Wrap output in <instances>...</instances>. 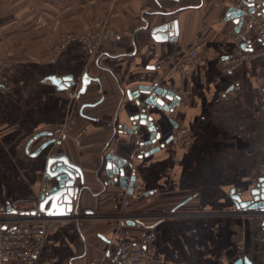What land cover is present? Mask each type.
Listing matches in <instances>:
<instances>
[{"label": "crops", "instance_id": "obj_1", "mask_svg": "<svg viewBox=\"0 0 264 264\" xmlns=\"http://www.w3.org/2000/svg\"><path fill=\"white\" fill-rule=\"evenodd\" d=\"M240 1L0 0V23L23 24L22 47L0 33V55H21L10 60L17 68H2L0 78V208L39 201L44 183L56 184L45 178L46 159L66 154L84 174L76 210L92 217L51 224L37 264H87L113 247L118 221L110 216L119 212L127 190L104 185V158L110 152L127 162L126 174L135 172L146 193L155 194L151 200H131L128 211L187 214L129 224L137 242L147 226L156 231V253L142 264H236L239 255L264 264V213L238 207L235 198L251 201L255 181L264 178V54L238 60L231 70L226 62L236 50L233 35L239 28L228 13ZM173 21L176 40L153 38L155 26ZM101 30L111 34L96 47L72 41L58 51L65 33L84 38ZM196 42H202L200 62L176 70ZM251 45L258 49L264 41ZM48 54H57L54 63L40 66L36 56ZM66 75L73 77L67 88L51 80ZM84 75L90 81L80 92ZM33 85V95H24ZM134 85L183 87L190 91L189 104L170 111L151 107L148 115L160 128L156 136L147 124L128 132L125 126L134 128L132 117L141 110L138 102L148 96L129 98ZM14 86H23V96L1 95ZM156 96L168 106L174 99ZM67 120V133H53ZM172 121L189 128L190 147L170 143ZM138 133L159 149L136 155Z\"/></svg>", "mask_w": 264, "mask_h": 264}, {"label": "built area", "instance_id": "obj_2", "mask_svg": "<svg viewBox=\"0 0 264 264\" xmlns=\"http://www.w3.org/2000/svg\"><path fill=\"white\" fill-rule=\"evenodd\" d=\"M236 7L245 10L246 13L242 16L243 22L241 26L233 35L237 47L233 55L226 60L229 64L227 66L228 70H231L234 67V63L238 60L264 54V45L260 49L250 46L253 40L264 41V14L256 11L249 12L248 7L242 1ZM110 34L101 30L98 33L85 36L84 39L89 37L90 45L96 47L108 39ZM76 38L75 35H70L66 38V41ZM201 45L202 42H196L191 45L176 62V70L182 72L199 63L202 58ZM162 88L177 96L182 105L187 104L190 100V91L188 89L183 87ZM57 131H63L62 127L58 128ZM183 133L187 132L184 130ZM141 135V133L137 134L134 147L136 155H144L152 149V142H143ZM178 139L173 135L170 142H176ZM186 139L182 138L183 141H186ZM132 176L134 177L132 194L126 193V196L121 201L118 214L114 215L118 221V226L115 229L113 247L108 249L102 257L89 260L87 264H142L143 260L151 256L155 250L156 231L152 226L146 227L138 242L131 237L129 224L131 222H143L148 217L141 213L129 212L127 208L130 205V201L138 198L151 200L155 197L154 193H146L141 188L135 172L130 175V177ZM24 202V204L20 202L11 204L8 202L4 207L0 208V264H37L44 246L48 227L59 219H65L48 216L41 212L38 209V200ZM88 214H81L78 211L70 217L80 221L81 216L87 217ZM154 216H156L157 220L165 218L161 215L158 216V214H154Z\"/></svg>", "mask_w": 264, "mask_h": 264}, {"label": "water", "instance_id": "obj_3", "mask_svg": "<svg viewBox=\"0 0 264 264\" xmlns=\"http://www.w3.org/2000/svg\"><path fill=\"white\" fill-rule=\"evenodd\" d=\"M244 4L248 7L249 12H259L264 14V0H242ZM246 13L245 10L231 7L229 10V15L236 18V22L239 27L243 22V15ZM239 29V28H238ZM237 29V30H238ZM152 36L157 41L165 40H176L178 35V24L177 21L163 23L155 26L152 30ZM87 75V74H86ZM84 75L83 86L80 92L86 90V86L90 81L88 76ZM51 80L58 86V88H67L73 83V77L71 75H66L63 77H51ZM264 90V87H263ZM148 95L143 102H138L141 110L138 114L132 117L134 128L130 129L125 126L126 131L132 132L138 127L139 124L149 125L150 130L153 131V136H156V132H159L158 125L154 121V118L148 115V110L151 107L164 108L166 110H173L174 107L180 103L179 98L172 94V92L163 89L162 87H152L148 85H134L130 87L127 91L129 98L133 99L138 97L140 94ZM156 94H163L169 97H174L173 102L168 106L165 104L164 100L156 96ZM174 127L178 124L172 121ZM49 134L48 132H44ZM41 134H38V137ZM173 134L171 135V137ZM171 140V138H170ZM54 140H48L42 146L34 152L32 155H37L41 149L50 145ZM150 142V141H149ZM159 148H154L150 152H155ZM149 153V152H147ZM127 162L120 159L112 152L108 153L104 158L105 171H103V177H107L106 184H115L127 190L128 193L132 194V187L134 177H130L126 174L124 166ZM45 178L48 180L55 179L56 184L48 188V182L44 183V193L41 195L38 209L48 216L66 218L72 216L73 213H77L76 205H74L75 200H77L80 193V186L84 182L83 170L76 162H72L66 154H52L46 159L45 165ZM251 194L253 198L251 201L242 202L239 196L235 198L239 201L238 207L250 208L251 210H259L264 213V178H260L256 181L255 187L251 189ZM264 229V220L262 222ZM247 258L242 259L241 255L237 260L236 264H250Z\"/></svg>", "mask_w": 264, "mask_h": 264}, {"label": "rangeland", "instance_id": "obj_4", "mask_svg": "<svg viewBox=\"0 0 264 264\" xmlns=\"http://www.w3.org/2000/svg\"><path fill=\"white\" fill-rule=\"evenodd\" d=\"M22 25H23L22 23H0L1 37L3 35V36H5L4 37L5 38L4 41H8L9 43L10 42H14L16 47H22V45H23L22 44V42H23V39H22ZM74 34L75 33H65V34L62 35V37L58 40V51L61 50V49L66 48L68 46V44L70 42H72V41L80 42L81 44H84V45H86L87 47L90 48V39H88L89 37L87 39L76 38V39H72L70 41H66V38L68 36L74 35ZM88 35H90V32H89V34H87V36ZM31 41H32V43H34V45L37 48H39L40 44H39L38 40L35 39V40H31ZM33 41H35V42H33ZM20 56L21 55L17 56V54H12V53L0 55V78H1L2 75H5V71L2 70V68L7 67L8 65H9L8 67L10 69L17 68L18 65L16 63L13 64V61H10V60L15 59L16 62H17V60H18V58ZM56 56H57V54L39 55V56H36V59H37V62L40 64V66H44V65L53 64ZM19 75H20V73H19ZM24 90L25 89H23V86H14V87H11L8 92L4 91V93H3V91H2L1 95L4 98L6 96H12V95L15 96V97H19V96H23L24 92H22V91H24ZM34 90H35V85H33L30 88H28L25 91L24 95H28L29 93H32V95H33V91ZM34 95H35V93H34ZM188 104H189V102L187 104H185V105H188ZM32 105H37V104H32ZM33 110L37 112L38 108L35 107V108H33ZM51 127H53V126H51ZM60 127H62V129H63V131H61V133H63V132L67 133L69 131V129L71 128L70 121L67 120V121L64 122V124H61V125L59 124L55 128L53 127V133L60 134V131L59 132L57 131V129L60 128ZM47 129H49V128H47ZM184 130L187 133L184 134L183 133ZM172 134L175 137L179 138L178 141H176V142L175 141H171L170 142L175 148H187V147L191 146V134H190L189 128L186 127L185 125L183 126L182 124H180L179 127H177V126L174 127L173 131H172ZM182 138H187V139H186V141H183ZM25 139L26 138H23L22 141L20 140V142L17 143V146L18 147H22L23 144H24ZM57 146H60V145L59 144L54 145V148H56ZM52 147H53V145H52ZM20 203L24 204L25 202L24 201H22V202L20 201ZM129 212H132V211H129ZM135 213H137V212H135ZM117 214H118V211H117ZM141 214L145 215L146 217H148V219H152V220H155L156 216H157V215L154 216V212H152V211H143V212H141ZM157 214H158V216H160V215L164 216L166 219L167 218H174V217L181 218V217H185L187 215V214H185L184 211H180V210H178L177 212H173V213L170 212V211H160ZM114 215H116V214H114ZM114 215H112L110 217L111 218H115ZM101 216L102 215H100V216L98 215V216H96V218H100ZM81 219H82V221H85V220L87 221V220L92 219V217L90 218V217H86V216H81ZM74 222H75V219H73L72 217H68V218H65V219H59V220L55 221L52 224H65V223L66 224H72ZM155 253H156V246H155V250L153 251L152 255H154Z\"/></svg>", "mask_w": 264, "mask_h": 264}]
</instances>
